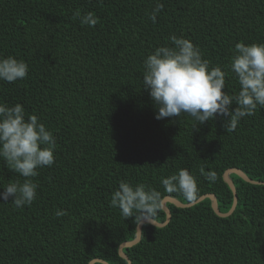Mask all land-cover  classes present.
Segmentation results:
<instances>
[{"label": "trees", "instance_id": "16d2710c", "mask_svg": "<svg viewBox=\"0 0 264 264\" xmlns=\"http://www.w3.org/2000/svg\"><path fill=\"white\" fill-rule=\"evenodd\" d=\"M157 2L163 10L153 23ZM77 9L99 22L82 26ZM171 35L190 39L211 67L229 72L237 43H264V0H0V55L29 65L24 80L0 81V102L23 105L56 138L54 165L31 178L39 185L33 204H0V264H128L119 247L135 239V217L110 206L121 180L190 204L161 185L187 168L197 199L213 194L222 214L234 201L226 171L264 183V108L231 133L220 117L203 125L187 114L155 119L143 63ZM224 91H239L234 74ZM230 178L238 200L231 216L216 215L209 199L167 204L168 224L144 225L140 242L123 251L131 264H264V185ZM16 179L24 178L0 159V185ZM57 209L68 215L56 217Z\"/></svg>", "mask_w": 264, "mask_h": 264}, {"label": "clouds", "instance_id": "9594fccd", "mask_svg": "<svg viewBox=\"0 0 264 264\" xmlns=\"http://www.w3.org/2000/svg\"><path fill=\"white\" fill-rule=\"evenodd\" d=\"M162 10L163 4L157 2L149 13L153 23ZM74 18L82 26L95 27L99 22L94 13L82 15L79 9ZM168 40L170 44L156 47L143 63V89L148 90L157 108L155 119L187 114L203 125L220 117L227 133H231L241 119L264 108V43H237L227 66L229 72H225L221 66L211 67L190 39L171 35ZM28 73L25 60L0 55V81L15 83L24 80ZM229 73L239 84L238 92L224 91ZM55 149L53 132L36 115L26 117L25 108L19 103L9 107L0 102V159L10 171L24 178L0 185V204L30 207L39 187L31 178L39 175V169L54 165ZM201 174L210 181L216 179L214 172L205 173L203 168ZM161 185L167 193H180L188 201H195L199 195L197 178L187 168L161 178ZM161 201L162 193L155 188L121 180L111 194L110 206L118 208L125 219L135 217V232L142 235L140 226L146 221L158 227L156 219L163 211ZM55 215L68 213L57 209Z\"/></svg>", "mask_w": 264, "mask_h": 264}, {"label": "water", "instance_id": "95a60500", "mask_svg": "<svg viewBox=\"0 0 264 264\" xmlns=\"http://www.w3.org/2000/svg\"><path fill=\"white\" fill-rule=\"evenodd\" d=\"M232 174L237 175L238 177L243 179L245 182H248L250 184H253V185H264V183L255 182V181L251 180L244 172H242L239 169H230V170L225 172L224 181L226 182V184L230 187L231 191L233 192L234 201H233V206H232L231 210L227 214H222L219 211L217 198L213 194L204 195V196L200 197L199 199H197L196 201H194V202H192L190 204H183L179 200H177L176 198L167 197V198H165L162 201V208H163V211L166 213V221L164 223H158L156 221L158 227L159 228H163L165 225L168 224V222L171 219V212L168 209L167 204H173L177 208H190V207H193V206L203 202L206 199H209L211 201V207H212V209H213V211L215 212L216 215H218L219 217H222V218L231 216L234 213V211H235V209L237 207V203H238L236 189H235L233 181L230 178V175H232ZM146 224L153 225L151 222H147L146 221L145 223H143L140 226V231L141 232H142L143 226L146 225ZM140 240H141V235L136 233L135 239L133 241L125 242L119 247V256L122 259L126 260L128 262V264H131V262H130L129 258L124 254L123 251L125 249H127V248H131V247L137 245L140 242ZM94 262L107 264V263H105V262H103L101 260H95V261L91 262L90 264H94Z\"/></svg>", "mask_w": 264, "mask_h": 264}]
</instances>
